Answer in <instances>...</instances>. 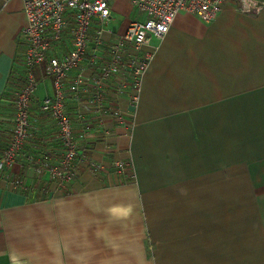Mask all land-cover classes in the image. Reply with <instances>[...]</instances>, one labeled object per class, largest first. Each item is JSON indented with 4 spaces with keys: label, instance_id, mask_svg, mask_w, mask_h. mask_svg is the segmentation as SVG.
Masks as SVG:
<instances>
[{
    "label": "crops",
    "instance_id": "crops-1",
    "mask_svg": "<svg viewBox=\"0 0 264 264\" xmlns=\"http://www.w3.org/2000/svg\"><path fill=\"white\" fill-rule=\"evenodd\" d=\"M120 1L127 19L114 37L133 14ZM26 25L21 0H0V129L15 116ZM143 51L154 57L136 108L109 92L120 118L91 112L93 73L68 92L74 132L86 133L72 183L43 187L47 177L20 166L26 189L0 182V264H264V10L244 13L229 0L212 24L181 13ZM35 76L42 137L30 144L57 161L56 126L39 108L53 80L41 68ZM122 160L132 167L123 174L114 166Z\"/></svg>",
    "mask_w": 264,
    "mask_h": 264
},
{
    "label": "built area",
    "instance_id": "built-area-1",
    "mask_svg": "<svg viewBox=\"0 0 264 264\" xmlns=\"http://www.w3.org/2000/svg\"><path fill=\"white\" fill-rule=\"evenodd\" d=\"M21 1L27 25L22 30L23 52L15 66L14 86L10 91L14 126L11 134L3 139L0 151V182L16 191L27 187L23 172L14 176L17 166L31 170L36 179L47 177L62 186L75 180L82 160L80 140L86 138V133L75 134L66 103L68 92L80 93L88 85L86 71L96 77L98 92L92 102L94 111L98 116L111 112L120 118V113L108 103L109 92L115 96L128 94L131 106L136 108L142 79L154 57L143 48L152 40L162 41L181 13L212 24L229 0H129L132 18L124 33L116 37L113 30L107 29L112 19L109 0ZM238 1L244 13L259 14L264 10V0ZM105 34L110 36L108 41L104 39ZM36 68H41L45 77L53 80L55 94L43 100L39 108L56 126L63 149L57 161L41 145L30 144L32 138L42 137L38 121L32 115L38 90ZM128 167V162L116 163L121 173Z\"/></svg>",
    "mask_w": 264,
    "mask_h": 264
},
{
    "label": "rangeland",
    "instance_id": "rangeland-1",
    "mask_svg": "<svg viewBox=\"0 0 264 264\" xmlns=\"http://www.w3.org/2000/svg\"><path fill=\"white\" fill-rule=\"evenodd\" d=\"M234 1H238V0H234ZM109 2H110V5H111V9H112V12H113V18H112V21L108 24V26H107V29H111V30H115V31H118L121 27H122V25H124V23H125V21H126V19H127V16L125 15L126 13V11H125V7H124V3L125 2H121L120 0L118 1V0H109ZM239 2V1H238ZM114 7H117L118 8V10H116V11H113V8ZM133 15V14H132ZM132 18V17H131ZM92 111V113H94L95 115H97L98 116V114L94 111V109H91ZM8 126H10V127H8ZM13 126H14V119H12L11 120V123L10 124H8L7 125V127L6 126H4V128L5 129H0V151H1V149H2V144H3V139H1L2 137H5V135H9V134H11V131H12V129H13ZM4 134V135H3ZM6 138H7V136H6ZM123 161V160H122ZM119 162H121V161H118V162H116V163H119ZM126 162V161H125ZM116 163L114 164V166H115V168H116ZM132 167H130V165H129V167L124 171V172H126L127 170H130ZM117 169V168H116ZM117 171H118V169H117ZM123 172V173H124ZM127 172H129V171H127ZM122 173V174H123ZM16 174H14V176H15ZM42 182V185H43V187L44 186H49V184H51V183H55L57 186H59L61 189H63L65 186H62V185H60L59 183H57V181H50V180H41ZM38 183H40V181L38 182ZM40 183V184H41ZM46 188V187H45ZM45 190V189H44ZM47 190V189H46ZM177 191H182V189H178ZM195 191L198 193V189H195ZM192 194H194V191L192 192ZM164 206V208H166V206H167V203L166 204H164L163 205ZM169 206H171V205H169ZM185 208V207H184ZM166 210V209H165Z\"/></svg>",
    "mask_w": 264,
    "mask_h": 264
}]
</instances>
